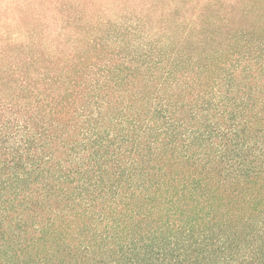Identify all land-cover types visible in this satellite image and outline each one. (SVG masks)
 I'll return each instance as SVG.
<instances>
[{
    "label": "trees",
    "instance_id": "16d2710c",
    "mask_svg": "<svg viewBox=\"0 0 264 264\" xmlns=\"http://www.w3.org/2000/svg\"><path fill=\"white\" fill-rule=\"evenodd\" d=\"M73 1L0 13V264H264V0Z\"/></svg>",
    "mask_w": 264,
    "mask_h": 264
},
{
    "label": "rangeland",
    "instance_id": "374dc122",
    "mask_svg": "<svg viewBox=\"0 0 264 264\" xmlns=\"http://www.w3.org/2000/svg\"><path fill=\"white\" fill-rule=\"evenodd\" d=\"M87 5V0H84ZM28 0H0V13H4L5 16L10 19L12 17H15L19 15L28 5H27ZM72 3L75 5V2L72 0ZM33 7H36L37 4L33 3ZM24 12V11H23ZM48 15H45L44 17H47ZM5 18V19H7Z\"/></svg>",
    "mask_w": 264,
    "mask_h": 264
}]
</instances>
